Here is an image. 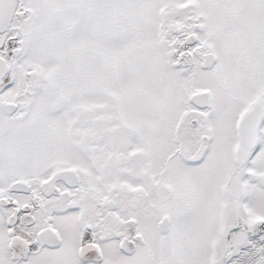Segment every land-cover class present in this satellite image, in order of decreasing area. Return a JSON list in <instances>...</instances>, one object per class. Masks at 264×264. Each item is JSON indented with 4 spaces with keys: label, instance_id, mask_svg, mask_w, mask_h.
Wrapping results in <instances>:
<instances>
[{
    "label": "snow or ice",
    "instance_id": "snow-or-ice-1",
    "mask_svg": "<svg viewBox=\"0 0 264 264\" xmlns=\"http://www.w3.org/2000/svg\"><path fill=\"white\" fill-rule=\"evenodd\" d=\"M0 264H264V0H0Z\"/></svg>",
    "mask_w": 264,
    "mask_h": 264
}]
</instances>
